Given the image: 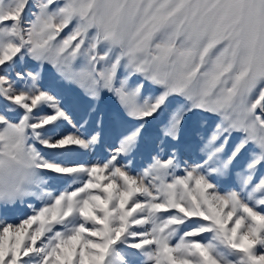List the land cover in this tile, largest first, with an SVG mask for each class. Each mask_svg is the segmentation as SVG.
Segmentation results:
<instances>
[{
  "label": "snow or ice",
  "instance_id": "6c2138e0",
  "mask_svg": "<svg viewBox=\"0 0 264 264\" xmlns=\"http://www.w3.org/2000/svg\"><path fill=\"white\" fill-rule=\"evenodd\" d=\"M0 264H264V0H0Z\"/></svg>",
  "mask_w": 264,
  "mask_h": 264
}]
</instances>
